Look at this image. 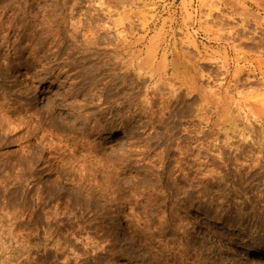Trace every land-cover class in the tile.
Segmentation results:
<instances>
[{
    "label": "rangeland",
    "instance_id": "obj_1",
    "mask_svg": "<svg viewBox=\"0 0 264 264\" xmlns=\"http://www.w3.org/2000/svg\"><path fill=\"white\" fill-rule=\"evenodd\" d=\"M0 264H264V0H0Z\"/></svg>",
    "mask_w": 264,
    "mask_h": 264
},
{
    "label": "bare ground",
    "instance_id": "obj_2",
    "mask_svg": "<svg viewBox=\"0 0 264 264\" xmlns=\"http://www.w3.org/2000/svg\"><path fill=\"white\" fill-rule=\"evenodd\" d=\"M1 110H2V109H1ZM3 111H5V110H3ZM5 112H6V111H5ZM7 115H8V114H7ZM9 117H10V116H9ZM3 120L5 121L6 118H5V119L3 118ZM7 121L9 122V124H10V123H12V124L14 123L13 120L11 119V117H10V119L7 117ZM5 123H6V122H5ZM2 124H3V123H2ZM15 127H16V126H15ZM12 129H13V126H12ZM7 130H8V129H7Z\"/></svg>",
    "mask_w": 264,
    "mask_h": 264
}]
</instances>
